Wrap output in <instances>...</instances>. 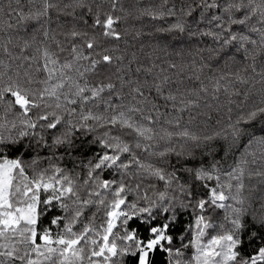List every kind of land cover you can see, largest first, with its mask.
Returning <instances> with one entry per match:
<instances>
[{
	"label": "snow or ice",
	"instance_id": "obj_1",
	"mask_svg": "<svg viewBox=\"0 0 264 264\" xmlns=\"http://www.w3.org/2000/svg\"><path fill=\"white\" fill-rule=\"evenodd\" d=\"M140 4H0V264H264V0Z\"/></svg>",
	"mask_w": 264,
	"mask_h": 264
},
{
	"label": "trees",
	"instance_id": "obj_2",
	"mask_svg": "<svg viewBox=\"0 0 264 264\" xmlns=\"http://www.w3.org/2000/svg\"><path fill=\"white\" fill-rule=\"evenodd\" d=\"M5 2H6V0H0V4H3ZM40 2H41V0H36L37 5H39ZM62 2H68V0H62ZM122 2L125 4V7H128L129 5L135 3V0H122ZM152 2L153 3H160L161 0H152ZM148 3H149V0H141L140 6L141 7L146 6ZM118 14H120V13H118ZM53 17H55V13H53ZM4 18H5L4 14L2 12H0V21H2ZM66 19H70V18L64 17L63 15H61V22H63ZM133 25H135L136 28H140L141 25H144L143 30L145 32L151 30L150 21L147 17H144L141 20H137V21H134L131 18H127V20L122 19L121 22L117 25V27L122 32H126L127 34L124 35L122 37V39L118 42L120 53H123L125 55V60H124L125 64L128 63V58H130L133 53L136 54L137 60L139 62L147 64L148 61H147L146 53H148V51H149L148 45H150L152 43V40L147 36H143L142 38H139V39L135 38L134 32L132 31ZM68 26H70V25H66V28ZM52 27L56 28L55 22H53ZM4 35L5 34L3 32H0V39H2L4 37ZM61 39H63V37H61ZM141 43L145 44L144 49L140 48ZM116 54H119V53H114V55H116ZM159 55H160L161 59L166 58V57H164L163 52H160ZM171 58L173 60H175L178 64L180 63V59L175 57L174 55ZM156 62L159 63V61H156ZM116 66H119V61H117ZM135 67H136V64H133V69ZM178 70L179 69H177V71ZM103 71H104L105 75H108L110 73H114L115 66L103 69ZM186 75H187V73H185V76ZM141 78H143V74H141ZM188 83L191 84L192 82L189 81ZM224 99L225 98H224L223 94H221L220 101H218V102L213 101L212 103L214 105L216 103L223 104ZM205 102L206 101H201V107L200 108H194V109H192L191 113L186 112L184 114V119L186 121L189 119L190 115L194 118L191 120L190 125H189L193 129L198 128L201 125V120L203 119V117L200 116L199 113H201L202 111L205 110L204 109V103ZM225 114H226V108L223 109L220 113L214 112L213 113V120L211 121V123L214 124L215 120L217 118H220L221 116H223ZM69 167H70V165H69ZM188 215H190V210H189V213H181L180 218H179V223L176 225L177 229H182L183 225L186 223L185 216H188ZM133 223H135V221H133ZM153 259H154V264H165L166 255L163 252L157 251L156 253H154ZM128 264H131V257L128 258Z\"/></svg>",
	"mask_w": 264,
	"mask_h": 264
}]
</instances>
